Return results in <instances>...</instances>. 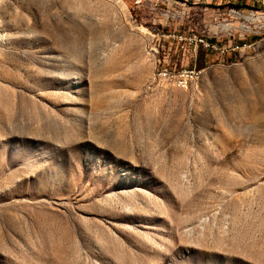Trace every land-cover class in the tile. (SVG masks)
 <instances>
[{
    "label": "rangeland",
    "instance_id": "1",
    "mask_svg": "<svg viewBox=\"0 0 264 264\" xmlns=\"http://www.w3.org/2000/svg\"><path fill=\"white\" fill-rule=\"evenodd\" d=\"M0 24V264H264V0H1Z\"/></svg>",
    "mask_w": 264,
    "mask_h": 264
},
{
    "label": "built area",
    "instance_id": "2",
    "mask_svg": "<svg viewBox=\"0 0 264 264\" xmlns=\"http://www.w3.org/2000/svg\"><path fill=\"white\" fill-rule=\"evenodd\" d=\"M188 1V0H187ZM211 0H204V2H209ZM255 3L261 4L263 3V0H252ZM1 27V24H0ZM1 31L2 28H1ZM178 43L181 44V47L186 46L190 48L192 45H196V43H199L205 48V43H212L207 38H205V42H196L195 41V35H188V36H178ZM238 45V44H235ZM199 73V70L195 68H181L179 70H171L168 68H164L159 70L157 80L168 84L170 86H174L181 89H186L190 84L192 83V77L195 76V74Z\"/></svg>",
    "mask_w": 264,
    "mask_h": 264
},
{
    "label": "bare ground",
    "instance_id": "3",
    "mask_svg": "<svg viewBox=\"0 0 264 264\" xmlns=\"http://www.w3.org/2000/svg\"><path fill=\"white\" fill-rule=\"evenodd\" d=\"M0 6H1V0H0ZM4 39H5V35H4V32L1 31V27H0V43H2L4 41ZM195 41L196 42H205V39L198 38V36L195 35ZM236 47H237L236 45H233L230 48L231 51H233V52L236 51ZM205 48L216 51V53L220 52L222 54H225L228 51L227 49H224L221 45H218L217 43H205ZM158 73H159V70H158ZM200 73H201V71L199 70V73L195 74V76L192 77V81L198 79L200 76Z\"/></svg>",
    "mask_w": 264,
    "mask_h": 264
},
{
    "label": "trees",
    "instance_id": "4",
    "mask_svg": "<svg viewBox=\"0 0 264 264\" xmlns=\"http://www.w3.org/2000/svg\"><path fill=\"white\" fill-rule=\"evenodd\" d=\"M196 36H198V38H202V39H205V37L203 36V35H196ZM206 49V48H205ZM207 50H210V49H207ZM211 51H213V50H211ZM216 52V51H215Z\"/></svg>",
    "mask_w": 264,
    "mask_h": 264
}]
</instances>
